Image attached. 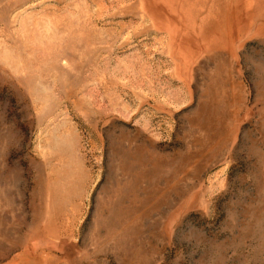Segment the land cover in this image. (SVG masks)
Masks as SVG:
<instances>
[{"label": "rangeland", "instance_id": "1", "mask_svg": "<svg viewBox=\"0 0 264 264\" xmlns=\"http://www.w3.org/2000/svg\"><path fill=\"white\" fill-rule=\"evenodd\" d=\"M0 264H264V0H0Z\"/></svg>", "mask_w": 264, "mask_h": 264}]
</instances>
